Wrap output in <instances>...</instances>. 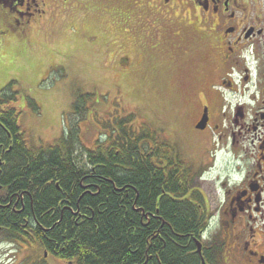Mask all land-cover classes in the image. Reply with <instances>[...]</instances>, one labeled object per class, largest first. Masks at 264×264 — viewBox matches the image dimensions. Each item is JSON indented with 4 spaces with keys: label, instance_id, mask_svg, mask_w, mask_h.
I'll return each mask as SVG.
<instances>
[{
    "label": "flooded vegetation",
    "instance_id": "af4514ba",
    "mask_svg": "<svg viewBox=\"0 0 264 264\" xmlns=\"http://www.w3.org/2000/svg\"><path fill=\"white\" fill-rule=\"evenodd\" d=\"M112 1L0 0V70L4 69L0 71V82H4L0 95L6 94L10 101L13 95L17 98L7 90L11 84L20 83V77L7 70L10 67L6 65L13 63L12 55L21 46L31 44L34 48L36 40L33 44L30 34L37 27L42 29L45 22L81 18L89 13H110L120 20L127 14L131 16L130 27L142 18L154 28L152 32L164 38V43L169 37L186 33L189 47L196 41V53L203 51V71L196 77L199 88H195L196 99L188 106L194 114L188 124L189 134L198 139L202 151L196 161L190 162L185 154L182 158L190 163L196 176L193 189L203 203H193L207 210V234L202 231L199 238L170 244L150 241L145 264L159 263L162 248L168 251L164 264H174L170 253L173 244L182 251L180 260L185 264H264V0H116V8ZM130 2L135 13L125 9L132 5ZM125 30L130 31L127 27ZM6 44L9 49H4ZM249 61L255 71L254 81L249 74ZM3 119L0 117V217L8 212L18 220L5 225L0 220V247L4 242L13 244L17 253L28 252L25 258L31 252H42L43 260L39 257L37 261L44 264L50 253L23 242V233L33 237L34 230L43 229V225L32 195L14 187L12 174L22 141L20 132H13L12 122ZM221 160L222 165L217 168ZM206 176L218 182L215 187L209 185V191L201 185ZM92 185L95 184L83 185L84 194ZM217 194L222 199L215 212L210 195ZM57 208L60 220L68 210L74 216L80 212L70 196L61 200Z\"/></svg>",
    "mask_w": 264,
    "mask_h": 264
},
{
    "label": "trees",
    "instance_id": "16d2710c",
    "mask_svg": "<svg viewBox=\"0 0 264 264\" xmlns=\"http://www.w3.org/2000/svg\"><path fill=\"white\" fill-rule=\"evenodd\" d=\"M5 96L0 95V117L12 122L22 141L14 187L32 195L43 225L33 237L22 234L25 244L66 264H145L150 241H187L207 228V210L193 203L201 204L203 198L193 189L196 176L190 163L177 148L159 144L151 124L132 114L116 119L93 145L82 146L84 158L77 161V144L82 145L78 128L34 147L19 123L17 98ZM78 103L84 106L82 99ZM81 107L78 116L84 114ZM88 183L95 185L84 194ZM69 196L80 214L68 210L60 220L57 205ZM0 220L5 225L18 218L7 212ZM171 248L174 264H185L182 251L175 244ZM162 249L155 264L167 263L168 251Z\"/></svg>",
    "mask_w": 264,
    "mask_h": 264
},
{
    "label": "rangeland",
    "instance_id": "374dc122",
    "mask_svg": "<svg viewBox=\"0 0 264 264\" xmlns=\"http://www.w3.org/2000/svg\"><path fill=\"white\" fill-rule=\"evenodd\" d=\"M116 4L113 0L112 6L116 8ZM125 9L135 13L133 4ZM126 15L117 20L110 13H89L35 28L29 37L33 44L36 40L34 48L31 44L19 46L12 55L13 63L6 65L20 77L21 84H11L7 90L17 96L14 104L20 124L34 147L78 128L82 138L76 151L79 161L84 158L82 146L90 147L113 121L132 114L156 129L159 144L168 143L190 162L196 161L202 148L189 134L194 114L188 106L196 99L203 51L196 53V41L189 47L186 33L164 43L148 22L141 18L130 27L131 16ZM9 48L6 44L4 49ZM3 85L0 82V88ZM79 99L84 101L83 107ZM80 107L85 109L83 116L76 113ZM221 165L222 160L217 168ZM211 179L206 176L201 181L207 191L209 185L218 184ZM210 199L216 212L222 196L210 195ZM27 254L17 253L13 244L4 242L0 264H40L37 260H43L42 252L29 253L30 259L25 258ZM49 256L44 264H61Z\"/></svg>",
    "mask_w": 264,
    "mask_h": 264
},
{
    "label": "water",
    "instance_id": "95a60500",
    "mask_svg": "<svg viewBox=\"0 0 264 264\" xmlns=\"http://www.w3.org/2000/svg\"><path fill=\"white\" fill-rule=\"evenodd\" d=\"M199 252L201 253V249L199 248Z\"/></svg>",
    "mask_w": 264,
    "mask_h": 264
}]
</instances>
